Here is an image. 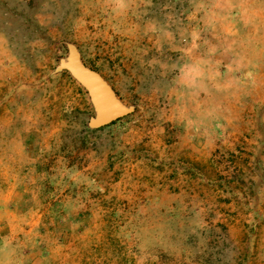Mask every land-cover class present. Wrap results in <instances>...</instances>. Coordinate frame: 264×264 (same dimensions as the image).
Returning a JSON list of instances; mask_svg holds the SVG:
<instances>
[{"label": "rangeland", "instance_id": "obj_1", "mask_svg": "<svg viewBox=\"0 0 264 264\" xmlns=\"http://www.w3.org/2000/svg\"><path fill=\"white\" fill-rule=\"evenodd\" d=\"M0 264H264V0H0Z\"/></svg>", "mask_w": 264, "mask_h": 264}, {"label": "water", "instance_id": "obj_2", "mask_svg": "<svg viewBox=\"0 0 264 264\" xmlns=\"http://www.w3.org/2000/svg\"><path fill=\"white\" fill-rule=\"evenodd\" d=\"M60 68L69 70L75 81L86 91L95 113L96 126L110 125L131 113V110L116 97L103 77L81 61L75 48H70Z\"/></svg>", "mask_w": 264, "mask_h": 264}]
</instances>
